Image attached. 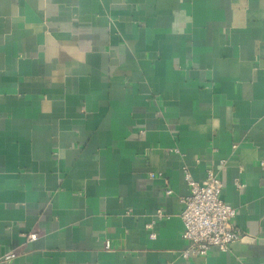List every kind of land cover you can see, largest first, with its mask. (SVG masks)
Masks as SVG:
<instances>
[{"label":"crops","instance_id":"obj_1","mask_svg":"<svg viewBox=\"0 0 264 264\" xmlns=\"http://www.w3.org/2000/svg\"><path fill=\"white\" fill-rule=\"evenodd\" d=\"M209 170L243 238L185 260ZM0 264H264V0H0Z\"/></svg>","mask_w":264,"mask_h":264},{"label":"built area","instance_id":"obj_2","mask_svg":"<svg viewBox=\"0 0 264 264\" xmlns=\"http://www.w3.org/2000/svg\"><path fill=\"white\" fill-rule=\"evenodd\" d=\"M236 149V146L233 147ZM225 161L221 166H225ZM152 179L155 174L150 175ZM186 182L190 189V194L182 199L184 205L181 213L183 223L182 239L186 244L182 251V258L188 260L194 257H206L213 248L222 252L229 250L230 246L239 242L243 238V233L239 230L234 220L237 216V210L227 205L221 198L223 189L222 182L213 170L206 174L204 183L196 182L187 172ZM237 189L241 190L243 185L239 180L236 181ZM168 191L167 194H171ZM158 219L162 220L164 214L157 212ZM151 229V226H148ZM156 234H151L150 238L155 239ZM37 235L30 234L27 240L35 241ZM106 249H110V242H106ZM16 252L5 254L4 261L11 262L17 258Z\"/></svg>","mask_w":264,"mask_h":264}]
</instances>
